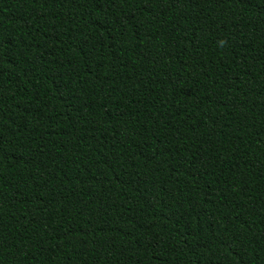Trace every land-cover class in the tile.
<instances>
[{"label":"trees","instance_id":"trees-1","mask_svg":"<svg viewBox=\"0 0 264 264\" xmlns=\"http://www.w3.org/2000/svg\"><path fill=\"white\" fill-rule=\"evenodd\" d=\"M0 264H264V0H0Z\"/></svg>","mask_w":264,"mask_h":264}]
</instances>
